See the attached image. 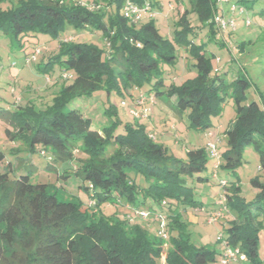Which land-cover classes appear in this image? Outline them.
<instances>
[{
	"label": "trees",
	"instance_id": "trees-1",
	"mask_svg": "<svg viewBox=\"0 0 264 264\" xmlns=\"http://www.w3.org/2000/svg\"><path fill=\"white\" fill-rule=\"evenodd\" d=\"M221 1L174 0L172 7L171 1L164 5L162 0H0V35L16 42L23 53L21 69L46 82L52 78L50 85L34 91L26 84L24 96L20 91L18 101L15 97L0 106L4 135L13 144L10 152L49 153L52 168H58L57 179L66 182L73 174L88 196L86 203H60L53 184L31 181L29 167L13 177L8 170L0 173V264H219L223 245L246 257L238 264H264L258 255L259 239L264 238V91L255 89L257 99L247 101L249 77L237 60L232 62L228 36L214 26L215 17L236 23L235 15L245 27L254 18L264 23V0H225L226 9ZM129 6L139 9V17L126 15ZM232 6L243 13H232ZM168 15L174 19L169 37L154 23ZM65 25L99 36L106 50L61 40ZM228 31L234 36L237 24ZM46 36L57 43L48 45ZM209 43L220 56L208 51ZM235 43L244 51L251 41ZM179 51L190 61L183 68H194L195 75L159 77L158 65L175 64L183 57ZM10 79L0 91L14 95V84L26 80L22 74ZM48 90L53 96L43 104L39 92ZM31 92L33 99L28 97ZM97 93L124 97L122 103L129 101L130 108L144 97L149 111L151 105L173 104L180 120L186 115V129L207 136L222 129L225 145L217 149L218 166L211 158L213 172L203 175L208 164L204 148H187L183 159L173 158L164 145L155 143V134L141 118L128 112L133 120L123 123L112 104L104 109L110 122L102 129H94L79 111L66 109ZM228 99L235 116L223 128L213 120ZM248 147L257 154L263 174L249 179V200L242 195L238 176ZM5 156L0 150V164H5ZM63 165L73 170L59 174ZM218 169L232 178H218ZM199 185L203 194L209 185L217 187L211 203L197 199L194 189ZM219 198L223 206L217 204ZM90 201L98 216L85 208ZM135 210L147 212L148 220L136 218ZM190 212L228 219L220 223L218 251L192 243L184 217ZM162 219L166 248L162 238L151 237L147 229L148 222L159 224Z\"/></svg>",
	"mask_w": 264,
	"mask_h": 264
},
{
	"label": "rangeland",
	"instance_id": "rangeland-1",
	"mask_svg": "<svg viewBox=\"0 0 264 264\" xmlns=\"http://www.w3.org/2000/svg\"><path fill=\"white\" fill-rule=\"evenodd\" d=\"M168 1H171L168 3ZM164 5L170 4L175 6L174 0H162ZM227 2L225 0L221 1V8L226 9ZM236 17L237 24V32L236 34L230 35L229 31L222 30L224 36H228L226 41L229 43V46L233 48L230 57L232 62H236L243 67L245 72L247 73L249 80L251 82L250 88L246 92L247 101L256 100L258 91H264V23L260 22L259 19H251L252 24L249 27L244 26L243 20ZM173 17L172 15H168L167 17L158 16L154 23L158 28L159 32L162 35H169L173 32ZM263 21V20H261ZM214 26L217 27V24L214 22ZM217 34V33H216ZM203 37V33L200 34ZM220 38V33H218ZM71 38L75 43H86V44H94L98 46L102 50H106L103 41L99 38V36L90 33V31H78L72 28L69 25L64 26V30L60 35V39ZM218 38V39H219ZM48 42V45H55L57 43L56 40H50L49 37L45 38ZM251 41V43L246 45L243 49L244 51H239L238 45L232 41ZM224 44V43H223ZM225 46V45H224ZM208 51L210 53L215 52L216 55L220 56L221 52H216L213 43H209ZM183 52V50H181ZM29 52V50H27ZM179 51L180 55L183 56L181 58L177 57L175 64L168 65L161 63L159 66V77L163 79H169L174 75L182 76L184 79L192 78L195 75L194 68L190 67L189 69H184L183 66L185 63L189 65L187 59H185V55ZM177 55V52H176ZM179 56V55H178ZM0 86L6 88L8 87V83H11L10 76H17V74H22L26 82H18L14 84L16 89V93L14 95L11 94L9 90L0 91V106L5 107L8 103H12L18 101V97L21 94L25 95V85L28 84L32 91L39 87H44L45 85H50V78L46 82L44 77H40L34 72L25 71L21 69L23 66V53L17 48L16 42L12 43L10 40L4 36L0 35ZM14 63V66H12ZM56 75V69L54 70ZM256 89V90H255ZM21 91V94H20ZM52 90L39 92V95L42 97V103L48 102L53 96ZM55 91V89L53 90ZM23 96H21L23 98ZM34 98V94L31 92L28 97ZM124 97L118 96L113 93L109 97H106L104 93H97L92 97L81 98L71 102L67 106V110H76L82 113L85 117L89 118L92 122V127L94 129H102L107 123H109V119L104 115V109L108 107L109 104H112L118 112L121 122H131L133 118L128 114L131 105L128 103H122ZM24 99V98H23ZM24 103V100L23 102ZM36 107H40V102L33 101ZM157 104L156 102H154ZM232 101L230 99L227 100L225 106L223 107L221 116L215 118L213 120L214 123H220L223 128H226L228 124L233 120L235 116L234 105H232ZM150 111H147V116L141 120V123L147 128L148 131L155 134V143L159 145H164L167 148L169 154H171L176 158L183 159L184 154L187 148H204L207 151V168L206 172L203 175H210L213 172L212 167V159L210 153L207 150L208 142H213L217 145V149H221L225 145V136L223 135L222 129L218 131H213L211 136H207L202 131L198 130H190L186 129V115L182 114V120L176 115L174 110V105L170 104V106L162 105H151L149 107ZM162 109V110H161ZM5 125L0 121V150L6 155L5 156V164H0V173L9 171V175L13 177L15 174L24 171V167H29L30 169L27 172L31 175V181L33 183H49L53 184L56 191V199L60 203H67L70 200L78 201L80 200L83 203L87 202L88 196L80 188L82 185L81 181L77 179L73 174H71L64 182L60 179H57L56 170L53 169L48 160L50 154H46L45 156L40 155V153H32L25 155L21 153V155H15L11 153L10 150L13 147L7 138L4 135ZM50 152V149L47 150ZM8 163H11V168L7 166ZM258 156L253 151L251 147H248L244 150L242 156V166L238 170V176L240 179V185L242 187V195L247 200L250 199L249 192L252 191V188L248 184V181L251 177L256 175L262 176L263 174L258 171ZM70 169L73 170L72 166L63 165L58 171L59 174H66ZM218 178H232L230 174H226L225 171L218 169L217 174ZM213 181V180H212ZM201 185L197 187L195 190V195L199 201L204 203V205L211 203L212 199L217 193V187L209 185L208 192L203 194L201 192ZM84 207V206H83ZM87 210L92 211L96 216H98V211L94 207L92 201L89 202ZM111 212V211H107ZM196 212V211H195ZM187 215V214H186ZM184 215V217H187ZM203 214L192 213L190 212L188 218L189 222V233H191L192 243L200 246V245H208V247L214 251H218L221 247L220 244L216 243L217 238L221 234V225L227 223L228 219L219 218L213 224H210L209 218L204 217ZM142 220V221H147ZM187 220V219H186ZM219 224V225H218ZM148 233L151 237L157 236L158 224L149 223L147 225ZM167 236V235H166ZM164 241V248L168 246L167 237L162 239ZM258 255L261 259L264 258V238L261 236L259 239V247H258ZM238 264V263H231Z\"/></svg>",
	"mask_w": 264,
	"mask_h": 264
},
{
	"label": "built area",
	"instance_id": "built-area-1",
	"mask_svg": "<svg viewBox=\"0 0 264 264\" xmlns=\"http://www.w3.org/2000/svg\"><path fill=\"white\" fill-rule=\"evenodd\" d=\"M230 11L232 13H236V12H238L239 14L243 13V9L238 8L237 6L230 7ZM128 13H131L132 15H134L136 17H139V15H140L139 9H137L135 7H131V6H129L127 8L126 15H128ZM244 20H245V25L248 26L249 21L247 19H244ZM214 21L217 24V26H219V28L221 30L234 31L236 29V23H235L234 19L227 21V22H224L225 20L223 21L222 18L215 17ZM147 111H149V110L146 106L145 99H144V97H140L139 99L135 100L132 108H130V110H129V113L134 118L143 119L144 117L147 116ZM211 135H212L211 133H208V136H211ZM150 137L153 139L152 136H150ZM215 146H216V144H214L213 142H208V144H207V150L210 153L211 158L214 160V162H215L214 167L216 168L219 164V161H218L219 160V154L217 151V147H215ZM223 201H224L223 198H219L217 201V204L219 206H223ZM133 213H134L135 217L138 218L139 220H146L148 217V213L145 211L135 210ZM208 218L210 220V224H213L216 221L215 216H209ZM165 227H166L165 221L163 219L160 220L159 224H158L157 236L162 238V239H165L167 237L166 236L167 234L165 232ZM217 239H218V241L222 240V236L219 235V237ZM219 258H220L219 264H231V263H235V262L236 263H238V262L243 263V262L247 261L245 256L239 255L237 250L229 248L226 245H223L221 256Z\"/></svg>",
	"mask_w": 264,
	"mask_h": 264
},
{
	"label": "crops",
	"instance_id": "crops-1",
	"mask_svg": "<svg viewBox=\"0 0 264 264\" xmlns=\"http://www.w3.org/2000/svg\"><path fill=\"white\" fill-rule=\"evenodd\" d=\"M188 215H189V213L186 215L187 217H185V219H187V221H190V219L188 218Z\"/></svg>",
	"mask_w": 264,
	"mask_h": 264
}]
</instances>
